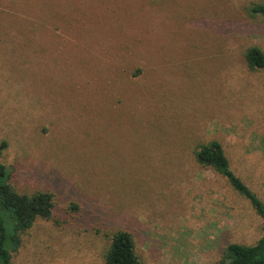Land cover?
<instances>
[{"label": "rangeland", "instance_id": "obj_1", "mask_svg": "<svg viewBox=\"0 0 264 264\" xmlns=\"http://www.w3.org/2000/svg\"><path fill=\"white\" fill-rule=\"evenodd\" d=\"M264 0H0V161L53 193L11 264H105L131 233L143 264H216L263 221L194 162L215 139L264 204ZM181 164V165H180Z\"/></svg>", "mask_w": 264, "mask_h": 264}, {"label": "trees", "instance_id": "obj_2", "mask_svg": "<svg viewBox=\"0 0 264 264\" xmlns=\"http://www.w3.org/2000/svg\"><path fill=\"white\" fill-rule=\"evenodd\" d=\"M251 15H264V3L252 4ZM249 69H264V52L249 46L244 53ZM193 159L198 165L214 170L247 199L263 221L262 234L253 244L229 243L216 264H264V204L251 188L230 168L219 141L212 139L197 145ZM181 165V164H180ZM54 208L53 193H20L10 181L8 169L0 161V264H11L12 253L21 244V236L38 218L49 219ZM105 264H143L135 252V243L127 230H116L104 253Z\"/></svg>", "mask_w": 264, "mask_h": 264}]
</instances>
